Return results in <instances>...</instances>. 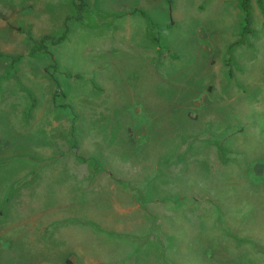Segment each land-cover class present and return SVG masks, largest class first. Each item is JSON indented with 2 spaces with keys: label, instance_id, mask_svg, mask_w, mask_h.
<instances>
[{
  "label": "rangeland",
  "instance_id": "1",
  "mask_svg": "<svg viewBox=\"0 0 264 264\" xmlns=\"http://www.w3.org/2000/svg\"><path fill=\"white\" fill-rule=\"evenodd\" d=\"M74 1L0 0V264H264V0Z\"/></svg>",
  "mask_w": 264,
  "mask_h": 264
},
{
  "label": "crops",
  "instance_id": "2",
  "mask_svg": "<svg viewBox=\"0 0 264 264\" xmlns=\"http://www.w3.org/2000/svg\"><path fill=\"white\" fill-rule=\"evenodd\" d=\"M2 171H0V199L2 200V203L0 205V248L2 249L3 246H8L7 245V241H8V238L7 236L5 235L6 232H7V229L9 230V226H10V221H12V218L9 216L8 217V213H6L8 211V209L5 210V207L7 205V199L9 200V194L7 192L8 188H7V185L5 183H3V176H2ZM6 199V201H4ZM2 207H3V210H2ZM3 213H5L6 216L3 217ZM167 226H169L168 224H162L161 225V230L163 231L164 228L166 229ZM212 226V227H211ZM224 226V227H237V226H233L231 224H214V227L213 225H210V226H206L204 225V230L207 231V233H204L203 235V240H204V249L207 248L208 244L212 242V244H215L213 247H214V250L216 249L217 247V241L218 240H221L223 239V236L221 233H223V230L221 229V227ZM172 228L174 226H171ZM192 228V229H191ZM187 227L185 228L184 230H178V234L176 235L175 237V240H177L180 244H181V239H188V240H193L195 239V236H191L189 233L190 232H185L186 230L190 231V230H194V231H199L198 229H196L195 227ZM212 229V230H211ZM234 230L233 229H229L228 232H233ZM185 233V234H184ZM211 233H212V237H211ZM241 234V233H240ZM8 237H10L8 235ZM227 238L231 237L230 236H227ZM5 238V239H3ZM200 238V237H199ZM263 238V235H260V237L258 236V239L261 241ZM188 245H190V242H188ZM178 247V246H177Z\"/></svg>",
  "mask_w": 264,
  "mask_h": 264
},
{
  "label": "trees",
  "instance_id": "3",
  "mask_svg": "<svg viewBox=\"0 0 264 264\" xmlns=\"http://www.w3.org/2000/svg\"><path fill=\"white\" fill-rule=\"evenodd\" d=\"M258 1H259V3L261 2V0H258ZM82 2H84V0H75L74 1V3H76V7H79L77 9L80 10ZM240 6L242 7V9L244 11V16H243L244 25H243V28L247 29L249 27V23H250V20H251L249 8H248V0H240ZM66 32H67V25H65L64 30L60 34H58L57 36H53L51 34H44L36 42V47L37 48H45V50H48L46 45H45V41L48 39L51 43H57V42L63 40L66 37ZM15 58L18 59L19 55L16 56ZM62 105L65 106L67 104L63 103Z\"/></svg>",
  "mask_w": 264,
  "mask_h": 264
}]
</instances>
